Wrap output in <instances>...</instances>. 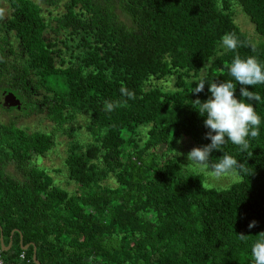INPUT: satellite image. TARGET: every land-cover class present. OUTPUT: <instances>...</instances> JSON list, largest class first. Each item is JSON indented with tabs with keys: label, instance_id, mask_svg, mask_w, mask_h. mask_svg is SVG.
Wrapping results in <instances>:
<instances>
[{
	"label": "trees",
	"instance_id": "1",
	"mask_svg": "<svg viewBox=\"0 0 264 264\" xmlns=\"http://www.w3.org/2000/svg\"><path fill=\"white\" fill-rule=\"evenodd\" d=\"M232 5L259 42L233 22ZM226 33L240 40L235 51L222 46ZM237 53L264 64V0H0V234L10 243L1 261L22 264L23 252L29 264L33 255L38 264H254L264 231V84L248 86L261 97L247 101L259 136L247 151L229 141L211 153L212 163L226 153L245 165L238 182L206 189L201 174L155 153L180 138L211 143L192 102L209 98L207 83H236L227 66ZM167 79L170 89L156 83ZM8 93L18 108L3 105ZM36 106L54 131L87 115L91 141L71 142L63 159L71 193L36 164L53 133L1 118Z\"/></svg>",
	"mask_w": 264,
	"mask_h": 264
},
{
	"label": "clouds",
	"instance_id": "2",
	"mask_svg": "<svg viewBox=\"0 0 264 264\" xmlns=\"http://www.w3.org/2000/svg\"><path fill=\"white\" fill-rule=\"evenodd\" d=\"M240 43L235 33H226L221 38L222 46L230 51H235ZM252 50L255 51V48L253 47ZM227 67L229 76L236 83L232 80L207 83L211 94L209 98L203 102L199 99L192 102L193 105L198 106L200 116L204 117L203 126L208 129L204 139L210 140L211 143L194 147L187 153L189 164L186 167L195 166L206 172L210 170V174L218 178L237 171H247V169L244 164L226 153L218 158V162L212 163L211 153L220 151L229 141L239 146L241 151H247L250 147L249 138L255 139L259 136L261 124V118L253 104L247 101L259 102L261 99L259 94L249 91L248 86L264 84V64L256 56L249 55L241 58L237 53ZM205 84L203 80L199 81L192 92L201 93ZM237 84L241 85L240 99H237L235 95ZM120 91L129 99L135 98L134 92L128 91L125 87H122ZM114 106L116 105L113 102H105L107 111H111ZM181 142L178 141V143ZM257 226L258 222L255 220L247 225L249 230ZM239 238L246 240L247 235L240 233ZM251 255L254 264H264V231L257 234V239L251 246Z\"/></svg>",
	"mask_w": 264,
	"mask_h": 264
},
{
	"label": "rangeland",
	"instance_id": "3",
	"mask_svg": "<svg viewBox=\"0 0 264 264\" xmlns=\"http://www.w3.org/2000/svg\"><path fill=\"white\" fill-rule=\"evenodd\" d=\"M231 8L233 22L238 26L240 31L243 32L253 43L256 44L259 42V36L257 37L255 35L252 25L242 14L240 9L235 5H232ZM1 13L6 14L5 9H2ZM156 83L162 86L164 89H170L172 87L171 79L158 81ZM35 110V112H31L29 110L26 112L25 110L22 112L19 110H10L8 112L1 113V118L3 122L13 120L18 127L26 129L27 131H40L48 134L53 133V147L43 158H38V162L36 164L43 167L47 171H50L55 184L71 193L75 189V186L72 183H69L65 177L63 159L68 147L71 145V142L75 143L76 145L83 146L91 141V138L85 128V125L87 124V115L79 114L71 123L68 122L63 124L61 131H54L53 123H51L45 117L44 108L41 106H36ZM68 134L70 135L68 136ZM178 141L182 142L178 143ZM178 141L172 152L166 153L164 146H158L155 150V153L157 156L160 155L159 157L175 160L176 165H178L179 168L185 173L192 172L201 174L203 178L202 186L206 189H225L229 185L239 181V177L236 175V173L225 174L218 178L211 175L210 171H202L195 166L186 167L189 164V161L187 160V153L193 148V146H191L184 138H180ZM176 152L183 153L184 155H177ZM106 184L108 186H113L111 179L108 180Z\"/></svg>",
	"mask_w": 264,
	"mask_h": 264
},
{
	"label": "water",
	"instance_id": "4",
	"mask_svg": "<svg viewBox=\"0 0 264 264\" xmlns=\"http://www.w3.org/2000/svg\"><path fill=\"white\" fill-rule=\"evenodd\" d=\"M3 105L5 107H8V108L9 107L18 108L19 107V101L11 93H8L3 98ZM9 246H10V243H8L6 247H3L2 237H1V234H0V249L4 251V250H7ZM26 247H27V245H25L22 249H25ZM32 249L34 251V247ZM32 261H33L34 264H38L35 261L34 255L32 256Z\"/></svg>",
	"mask_w": 264,
	"mask_h": 264
},
{
	"label": "built area",
	"instance_id": "5",
	"mask_svg": "<svg viewBox=\"0 0 264 264\" xmlns=\"http://www.w3.org/2000/svg\"><path fill=\"white\" fill-rule=\"evenodd\" d=\"M18 259L22 264H29L28 260H25L23 252L18 255ZM0 264H4L0 259Z\"/></svg>",
	"mask_w": 264,
	"mask_h": 264
}]
</instances>
